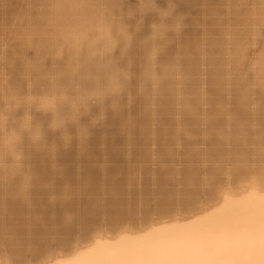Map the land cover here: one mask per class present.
<instances>
[{
    "label": "bare ground",
    "instance_id": "bare-ground-1",
    "mask_svg": "<svg viewBox=\"0 0 264 264\" xmlns=\"http://www.w3.org/2000/svg\"><path fill=\"white\" fill-rule=\"evenodd\" d=\"M0 264H264V0H0Z\"/></svg>",
    "mask_w": 264,
    "mask_h": 264
}]
</instances>
